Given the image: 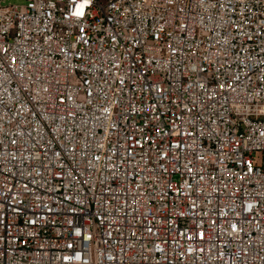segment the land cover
<instances>
[{"label": "built area", "instance_id": "built-area-1", "mask_svg": "<svg viewBox=\"0 0 264 264\" xmlns=\"http://www.w3.org/2000/svg\"><path fill=\"white\" fill-rule=\"evenodd\" d=\"M0 264H264V0H0Z\"/></svg>", "mask_w": 264, "mask_h": 264}, {"label": "rangeland", "instance_id": "rangeland-1", "mask_svg": "<svg viewBox=\"0 0 264 264\" xmlns=\"http://www.w3.org/2000/svg\"><path fill=\"white\" fill-rule=\"evenodd\" d=\"M12 2H16V0H12Z\"/></svg>", "mask_w": 264, "mask_h": 264}, {"label": "snow or ice", "instance_id": "snow-or-ice-1", "mask_svg": "<svg viewBox=\"0 0 264 264\" xmlns=\"http://www.w3.org/2000/svg\"><path fill=\"white\" fill-rule=\"evenodd\" d=\"M79 14V13H78Z\"/></svg>", "mask_w": 264, "mask_h": 264}]
</instances>
